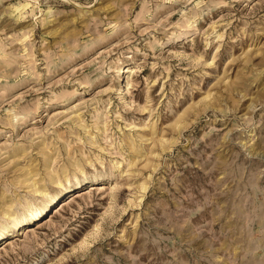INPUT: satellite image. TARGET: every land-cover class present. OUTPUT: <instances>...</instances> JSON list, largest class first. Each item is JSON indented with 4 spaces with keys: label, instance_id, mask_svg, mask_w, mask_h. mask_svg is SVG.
Returning <instances> with one entry per match:
<instances>
[{
    "label": "rangeland",
    "instance_id": "1",
    "mask_svg": "<svg viewBox=\"0 0 264 264\" xmlns=\"http://www.w3.org/2000/svg\"><path fill=\"white\" fill-rule=\"evenodd\" d=\"M0 264H264V0H0Z\"/></svg>",
    "mask_w": 264,
    "mask_h": 264
}]
</instances>
